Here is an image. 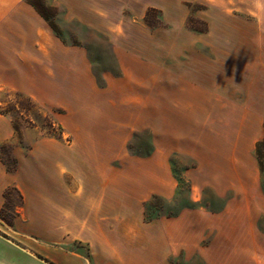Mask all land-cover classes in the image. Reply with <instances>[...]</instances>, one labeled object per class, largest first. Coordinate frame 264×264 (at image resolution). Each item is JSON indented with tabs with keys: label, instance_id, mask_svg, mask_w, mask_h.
<instances>
[{
	"label": "rangeland",
	"instance_id": "obj_1",
	"mask_svg": "<svg viewBox=\"0 0 264 264\" xmlns=\"http://www.w3.org/2000/svg\"><path fill=\"white\" fill-rule=\"evenodd\" d=\"M27 1L61 48L29 59L45 70L29 88L0 89L7 168L16 149L54 152L78 222L107 180L126 216L201 210L195 264H264V0ZM7 199L10 224L22 200Z\"/></svg>",
	"mask_w": 264,
	"mask_h": 264
},
{
	"label": "crops",
	"instance_id": "obj_2",
	"mask_svg": "<svg viewBox=\"0 0 264 264\" xmlns=\"http://www.w3.org/2000/svg\"><path fill=\"white\" fill-rule=\"evenodd\" d=\"M60 48V38L30 2L0 0V89L29 88L30 74H44L45 70L39 68L43 59L58 58ZM32 84V88H40V82ZM11 131L10 120L0 114V143L10 140ZM13 154L17 167L11 171L0 148V212L6 208L10 187L17 189L22 203L14 210L12 225L0 216V224L12 236L0 234V264L197 262L190 252L200 246L189 241L190 227L185 221L202 214L201 210L152 221H146L140 212L126 216L123 195L107 194L110 183L106 180L99 188L101 193L91 194L86 200L90 207L82 211L78 222L75 184H67L69 193L61 192L58 156L41 152L37 146L25 152L16 149ZM71 243L83 252L67 247Z\"/></svg>",
	"mask_w": 264,
	"mask_h": 264
},
{
	"label": "trees",
	"instance_id": "obj_3",
	"mask_svg": "<svg viewBox=\"0 0 264 264\" xmlns=\"http://www.w3.org/2000/svg\"><path fill=\"white\" fill-rule=\"evenodd\" d=\"M263 144H264V141L258 143L257 146H256L257 154H258L260 157L263 156V152H262V146H263ZM6 197H7V193H6ZM20 198H21V197H20ZM2 211H3V210H2ZM2 211L0 212V216H1ZM10 224L12 225V223H10Z\"/></svg>",
	"mask_w": 264,
	"mask_h": 264
}]
</instances>
